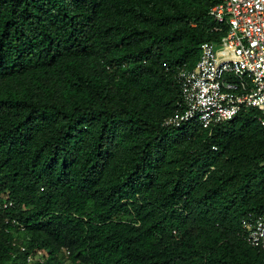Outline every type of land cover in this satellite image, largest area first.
Listing matches in <instances>:
<instances>
[{
  "label": "trees",
  "instance_id": "16d2710c",
  "mask_svg": "<svg viewBox=\"0 0 264 264\" xmlns=\"http://www.w3.org/2000/svg\"><path fill=\"white\" fill-rule=\"evenodd\" d=\"M222 1L0 0V264H264L259 112L165 126Z\"/></svg>",
  "mask_w": 264,
  "mask_h": 264
},
{
  "label": "built area",
  "instance_id": "2783aa9c",
  "mask_svg": "<svg viewBox=\"0 0 264 264\" xmlns=\"http://www.w3.org/2000/svg\"><path fill=\"white\" fill-rule=\"evenodd\" d=\"M210 15L218 24H227V33L218 42L202 43L195 68L178 73L186 108L170 116L165 126L209 128L251 109L259 112L264 126V0H223ZM13 206L12 200H0L2 211ZM2 219L24 230L16 217ZM242 227L245 240L264 250V215L249 212ZM32 260L29 255L27 261Z\"/></svg>",
  "mask_w": 264,
  "mask_h": 264
},
{
  "label": "rangeland",
  "instance_id": "374dc122",
  "mask_svg": "<svg viewBox=\"0 0 264 264\" xmlns=\"http://www.w3.org/2000/svg\"><path fill=\"white\" fill-rule=\"evenodd\" d=\"M38 256H39V255H36V259H38Z\"/></svg>",
  "mask_w": 264,
  "mask_h": 264
},
{
  "label": "bare ground",
  "instance_id": "6f19581e",
  "mask_svg": "<svg viewBox=\"0 0 264 264\" xmlns=\"http://www.w3.org/2000/svg\"><path fill=\"white\" fill-rule=\"evenodd\" d=\"M216 27V26H215Z\"/></svg>",
  "mask_w": 264,
  "mask_h": 264
}]
</instances>
